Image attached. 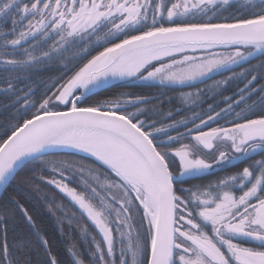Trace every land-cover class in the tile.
I'll use <instances>...</instances> for the list:
<instances>
[{
  "label": "snow or ice",
  "instance_id": "1",
  "mask_svg": "<svg viewBox=\"0 0 264 264\" xmlns=\"http://www.w3.org/2000/svg\"><path fill=\"white\" fill-rule=\"evenodd\" d=\"M233 8L236 15L223 16ZM216 17L223 19L215 22ZM133 30L139 34L129 35ZM118 34L124 38L115 42ZM92 37L110 46L77 67L90 54ZM218 46L231 50L211 51ZM197 49L207 55L186 54ZM176 53L183 55L178 59ZM257 54L264 57V0H0V93L14 97L13 107L22 103L27 117L0 139V196L7 198L0 222L6 224L19 209L35 228L10 194L20 176L18 184L38 190L39 181L64 193L95 229H80L89 245L87 261L73 245L72 264H264V84L253 86L264 80V59L208 86L212 91L241 77L247 82L235 103L258 96L228 127L210 122L232 112L231 103L207 119L193 113L188 127V119L163 113V101L154 103L155 98L120 93L88 106L83 99L110 78L192 87ZM57 61L64 71L39 102L33 100L35 71ZM203 92L181 93L180 103H194ZM152 116L162 117L159 126ZM57 149L90 154L110 174L49 159ZM214 166L237 171L214 183H190ZM68 173L81 176L83 190L65 182ZM239 238L257 246L245 247ZM41 240L46 264H59ZM29 248L23 237L10 245L5 227L0 264H31Z\"/></svg>",
  "mask_w": 264,
  "mask_h": 264
},
{
  "label": "trees",
  "instance_id": "2",
  "mask_svg": "<svg viewBox=\"0 0 264 264\" xmlns=\"http://www.w3.org/2000/svg\"><path fill=\"white\" fill-rule=\"evenodd\" d=\"M242 4V3H241ZM236 15V10L229 9L227 12L223 13V16ZM223 17L214 18L215 22H221ZM194 22H199V18L194 20ZM103 37V32L100 33ZM93 43L89 45L90 54L85 60L77 63V67L90 59L92 55H96L98 51L103 50L105 45L104 41L101 40L96 42V38L92 37ZM52 43L51 40L48 41L47 48ZM79 46H77V49ZM260 59L264 57L256 56L251 58L250 62H242L241 65L231 66L230 71H223L216 76L207 79L204 82H196L192 87H180V86H164L157 82L150 81H139L136 77L128 80L119 81L105 89L99 90L84 98V106L93 105L98 101H103L105 99L115 98L118 94H130L135 96H144L155 98L154 103H159L163 101L161 111L163 113L169 110L173 111V116L175 119H188V127H192V121L194 119L193 113H199L204 119H207L209 114H214V112H219L222 108L227 109L228 104H232V112L221 113V118L218 121H213L214 126L225 127L229 126V121L235 120V113L239 112L241 108L245 107L246 104H252L253 101L258 102V96L253 94L250 99H246L245 103L237 105L235 101L240 99V89L244 87L247 82L241 77L229 80L225 85L220 86L218 89L208 91V86L213 85L215 81H221L225 78L232 76L233 73H239L246 68H249L251 64L259 63ZM64 71L63 64L60 62L50 63L42 68H38L35 74L32 76V88L34 95L31 97L33 100L39 102L44 96L47 87H49L54 78L59 77ZM5 75L0 71V78ZM250 78V77H249ZM261 84H264V80H257L254 83V87L259 88ZM0 85H2V79H0ZM203 89L204 92L201 94L199 99L193 97V102H188L186 104L180 103L181 93H195L197 90ZM225 97H230V100H226ZM14 97H9L3 93H0V139L4 138V134H10L11 125L22 122L21 117L27 118L24 115V108L22 103L12 106L11 101ZM209 105L212 106L209 109ZM153 105L149 104L146 107L151 108ZM179 108L180 111L177 113L175 110ZM134 109L129 107L128 111H133ZM257 114L260 111L259 105L256 110ZM143 119H148L147 116L142 117ZM252 118H255L253 116ZM151 119L158 122L162 119L161 116H152ZM199 123L197 119L195 121ZM180 131H184L182 127ZM175 135V132H172ZM161 139L165 137L161 136ZM211 158V157H209ZM254 159H260L259 155L253 157ZM49 159H66L82 162L86 168L91 167L102 172L104 175H109V170L106 166H103L99 161L73 152H59L56 156L49 157ZM244 165H239L243 167ZM237 171V167L228 166L223 169L214 166L213 169L198 179L190 181V183H208L215 182L217 178L223 177L229 173ZM30 173H21L22 175ZM45 178H48V172L44 173ZM85 177L92 179L85 172ZM59 178V177H57ZM20 180V176L17 177V181ZM17 181L13 182L12 188L10 189V194L15 196L20 203L27 209L28 214L32 217V221L35 224L33 228L32 224H29L23 212L19 209L15 210L12 217L7 220V223L0 222V240L3 239L4 229L7 228V238L11 245L15 240L19 238H26L29 241L30 248L27 250L26 258H30L31 264H46L48 255L46 253L45 245L42 243L41 238L46 239L48 244L47 248L51 250V254L55 255L59 264H72V257L68 252V248L73 245L82 253H85V260L87 261L86 250L89 247L88 242L82 238L80 229L87 226L90 233L95 234V229L86 218L81 216V213L77 206H75L64 193H61L52 185L46 183H40L37 181L38 190L33 189L29 185L18 184ZM70 187L77 188L78 191L83 190V184L81 182V176L79 174L68 173L66 181ZM7 202L6 195L1 196L0 206ZM62 206V207H61ZM71 220V223H69ZM136 224L139 225L140 218L137 215ZM97 239L100 236L97 235ZM239 242V241H237ZM245 247H253L251 242H246ZM117 255L119 252L117 250Z\"/></svg>",
  "mask_w": 264,
  "mask_h": 264
},
{
  "label": "water",
  "instance_id": "3",
  "mask_svg": "<svg viewBox=\"0 0 264 264\" xmlns=\"http://www.w3.org/2000/svg\"><path fill=\"white\" fill-rule=\"evenodd\" d=\"M216 49H226V48H224L223 46H218L217 48H214V49H211V50H216ZM190 51H191V50H189L188 52H190ZM196 51H206V50L197 49ZM258 55H259V54H257V56H258ZM250 59H251V58H250ZM154 62H155V61H153L152 63H154ZM216 75H218V74H215V75H213V76H216ZM213 76H212V77H213ZM132 78H134V77H125V78H123V79H121V78L111 79V78H110L109 82H108L106 85H104L103 87H100V88H98V89L93 90L92 93L87 94L85 97H87V96H89V95H91V94H93V93H95V92H97V91H99V90L105 89V88H107V87H109V86H111V85H113V84H115V83H117V82H119V81H122V80H128V79H132ZM85 97H84V98H85ZM84 98H83V99H84ZM56 152H57V153H59V152H73V153H79V154H82V155H86V156H88V157H91L90 154L83 153V152H79L78 150H75V149H57ZM91 158L95 159L94 157H91ZM95 160H96V159H95ZM0 198H1V196H0Z\"/></svg>",
  "mask_w": 264,
  "mask_h": 264
},
{
  "label": "rangeland",
  "instance_id": "4",
  "mask_svg": "<svg viewBox=\"0 0 264 264\" xmlns=\"http://www.w3.org/2000/svg\"><path fill=\"white\" fill-rule=\"evenodd\" d=\"M231 49H216V50H211V51H215V52H227V51H230ZM187 55H194V56H196V57H201V56H206L207 55V51H195V52H193V51H190V52H187L186 53ZM176 55V58H180L183 54H180V53H176L175 54ZM155 64H157V66H158V62L157 61H155L154 62ZM153 63V64H154ZM150 82H153V81H150ZM196 82H199V81H196ZM196 82H194V83H196ZM158 83V82H157ZM193 83V84H194Z\"/></svg>",
  "mask_w": 264,
  "mask_h": 264
},
{
  "label": "flooded vegetation",
  "instance_id": "5",
  "mask_svg": "<svg viewBox=\"0 0 264 264\" xmlns=\"http://www.w3.org/2000/svg\"><path fill=\"white\" fill-rule=\"evenodd\" d=\"M243 2H244V0H240V3H243ZM197 19H198V18H197ZM165 26H167V22H166V25H165ZM143 30H146V29H143ZM105 31H107V29H105ZM126 31H127V30H126ZM128 34H129V35L139 34V32L133 30V31H130ZM123 38H124V35H123V34H118V38H115V42H119V40H120V39H123ZM154 64H155V63H154ZM210 123H211V122H210ZM211 126H212V127H217V126H214L213 123H211ZM229 126H230V125H229ZM225 127H228V126H225ZM205 130H207V129H205ZM238 241H239L240 243H243V245H244L246 242H248L245 238H239ZM249 242H250V241H249ZM251 244L253 245V247L257 246V242H251Z\"/></svg>",
  "mask_w": 264,
  "mask_h": 264
}]
</instances>
